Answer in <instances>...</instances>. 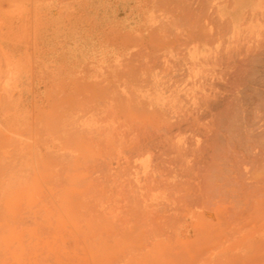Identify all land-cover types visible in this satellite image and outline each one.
Returning a JSON list of instances; mask_svg holds the SVG:
<instances>
[{
  "label": "rangeland",
  "instance_id": "rangeland-1",
  "mask_svg": "<svg viewBox=\"0 0 264 264\" xmlns=\"http://www.w3.org/2000/svg\"><path fill=\"white\" fill-rule=\"evenodd\" d=\"M193 2L0 0V264H161L175 247L215 173L198 148L264 110L222 74L241 29L214 53Z\"/></svg>",
  "mask_w": 264,
  "mask_h": 264
},
{
  "label": "bare ground",
  "instance_id": "bare-ground-1",
  "mask_svg": "<svg viewBox=\"0 0 264 264\" xmlns=\"http://www.w3.org/2000/svg\"><path fill=\"white\" fill-rule=\"evenodd\" d=\"M192 2L194 3L192 4L194 5L192 12L195 10L196 19L193 20L195 21L193 24L195 23L197 28L201 29L205 27L208 29V41L210 46L213 47L214 53H216V49L220 43L223 42L220 44L223 47L225 43L228 45L232 41L226 42L224 40L228 32L236 26L241 29L242 38H240L241 36L239 35L240 37L238 36L239 38L237 39V37L234 38L235 34L233 35V38L237 39V42L235 40L236 43L240 40V42H242V44L240 43L241 46L238 43L239 50L229 55L230 53L228 52L230 47L228 45L229 50L227 49L228 51H225L226 55H228L226 57V68H224L225 70L223 69V71L222 69L220 70L222 74H224L223 72H225V74L226 72L229 73V77L232 75V77L238 76L243 78L246 77V79L248 78L247 81H250L249 83L252 89H258L260 91L261 95L257 93V96H264V0H192ZM204 4L207 5V15L202 17L200 14L202 8H204ZM204 11L206 12V10ZM241 31H239V34ZM232 47L234 51L237 48V46ZM219 54L218 56H220ZM218 67L220 68V66ZM220 70L217 72L220 73ZM246 79L242 80L245 82ZM249 83L247 82L248 85ZM240 85L241 81L233 85V91H231L233 97L237 95ZM226 105L228 106V104ZM217 113L219 114V111ZM251 118L245 116L242 125L228 130L229 132H227L229 135L224 138L225 143L222 142V144L218 140V132L216 131L211 134L209 140L207 138L208 141L205 146L201 147L200 150L198 148L200 152L197 157L199 158L207 155L211 160L210 169H213L215 173H212L209 167L206 168V172L208 171L207 169H209L208 172L212 174H202V178H200L201 185L199 184L200 179H198L199 182L196 179L199 178L200 175L196 177L197 174H194V177H196L195 180H197L201 190L205 194L203 195L202 193L203 197L199 195L201 194L200 190L198 194L201 196L200 198L194 197L195 199H193L192 196L196 194L194 192L192 196L190 195L193 200L191 203H188L186 207L191 205L190 208L192 211L186 213L184 216L180 214L184 219L189 217V225L183 226L180 224L179 232L174 235L177 236L175 247H169L166 254H161V264H264V110L262 114L257 117L258 120H256V118ZM227 119L229 120L228 117ZM217 130H219V128ZM207 149L210 151L208 152ZM237 149L243 151V153H240V156ZM200 160L202 161L201 158ZM217 161H222L226 164L231 162V166L235 170H230V172L236 171V174H234L235 176H231V173L227 171L228 168L226 170L227 175L225 176V171L223 172L225 168H221V163L219 164ZM195 165L197 164L195 163ZM243 166H247V170L244 172L242 170ZM189 168H191V166ZM203 169L205 168H198L196 170ZM196 170L194 172H197ZM183 172L186 174L185 170ZM169 174L170 173H168V175ZM189 178L190 177H188V179ZM184 180L183 178V181ZM217 181H223V184H217ZM188 183L185 185L182 184L181 190L186 192L189 190L192 191L193 188ZM174 193H176V190ZM185 196L189 198L188 195ZM180 201L181 199L177 203L179 204ZM186 202L187 201H185L183 205ZM181 208L183 207L181 206ZM182 210L180 212H182ZM173 219L174 218H172V220ZM172 220L170 217L169 222ZM173 240L171 241L173 242ZM171 241L169 240V242ZM172 242L170 244L171 246L174 245Z\"/></svg>",
  "mask_w": 264,
  "mask_h": 264
}]
</instances>
